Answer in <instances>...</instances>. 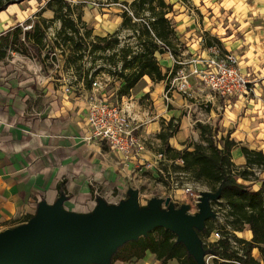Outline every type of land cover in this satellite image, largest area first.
Instances as JSON below:
<instances>
[{"label":"crops","instance_id":"0c3cea01","mask_svg":"<svg viewBox=\"0 0 264 264\" xmlns=\"http://www.w3.org/2000/svg\"><path fill=\"white\" fill-rule=\"evenodd\" d=\"M49 1L24 0L0 12V43L10 34L5 38L8 45L0 48V232L25 223L39 201L52 204L60 192L67 196L65 209L87 213L96 196L117 203L129 187L140 192V186L161 183L142 167V161H152L159 154L162 142L157 135L167 131L169 122L174 132L167 142L177 151L190 143H202L200 124L211 130L219 148L225 140L235 143L231 161L237 170L246 167L241 148L264 153V0H165L172 5L167 18L174 28L180 47L177 59L182 64L176 65L168 52L156 54L165 78L156 82L143 77L129 95L120 98L117 92L123 83L107 75L112 85L104 96L126 108L142 127L139 133L146 145L142 161H127L105 142L86 139L90 131L86 96L91 86L80 78L84 72L77 73L70 66L66 69L67 55L57 63L43 59L50 48L49 30L60 28L59 22H52L54 10L47 6ZM132 1L67 0L78 6L81 22L91 36L101 38L120 30V5ZM43 22L50 25L41 57L10 50L15 30L20 32L16 38L22 41L28 33L32 43L34 26L41 28ZM29 25L32 28L25 30ZM214 50L237 57L239 71L252 83L251 96L221 101L192 75L186 79L187 92L178 89V82H173L177 71L183 68L189 74L193 68H201ZM169 161L178 166L176 160ZM255 175L259 180L248 182L254 183V191L264 180V172ZM212 234L207 242L216 241ZM235 235L251 239L247 226ZM252 257L264 264L257 249ZM154 259L147 252L139 264H163Z\"/></svg>","mask_w":264,"mask_h":264},{"label":"trees","instance_id":"16d2710c","mask_svg":"<svg viewBox=\"0 0 264 264\" xmlns=\"http://www.w3.org/2000/svg\"><path fill=\"white\" fill-rule=\"evenodd\" d=\"M22 1L24 0H0V12L9 5ZM122 5L129 11H122L120 30L101 38L91 36L90 30L81 22L80 13L75 16L78 6H72L67 0H50L47 4L54 10L52 22L60 24L53 43L57 45L56 47L61 45L68 51L65 68L73 67L79 73L83 59L87 55L93 56L91 62H101L104 67L100 66L93 72L86 71L80 78L83 77L85 85L89 87L101 71L109 77H115L123 83L117 92L119 98L129 95L143 77L156 82L163 80L165 75L160 70L156 54L169 52L177 59L180 48L173 25L167 18L172 10L171 4L165 0H134L130 4ZM49 25L50 23L43 22L41 28L34 26L32 43H29L28 33H24L22 41L16 38V34L20 32L15 30L10 50L30 58L41 57L45 30ZM123 32L124 40H121ZM8 36L10 34L1 38L0 48L8 45V41H5ZM57 39L60 43H57ZM1 55L4 56L3 53ZM43 59H49L47 53ZM171 127L172 123L169 122L167 131H161L157 135L162 142L158 152L168 160H181L182 166L175 165L176 169L188 174L194 182L202 184L211 192H215L224 180L234 178L237 182L235 186L225 187L219 200L213 203L226 210L225 226L220 228L224 234L214 242L203 243V248L209 249L215 256L213 264H259L252 257L253 249L259 251L264 263V180L256 191L249 185L238 182L250 181L251 178L253 181L259 180L255 172H264V153L241 148L246 167L237 170L231 161L234 142L225 140L223 146L219 148L212 138L211 130L207 126L197 124L201 131L202 143H190L188 147H191V150L187 147L177 151L170 148L167 142L174 132ZM30 217L28 216L25 222ZM210 221H206L205 230L199 233L201 240L204 237L208 238L215 231ZM246 226L251 232L249 241L235 235L236 232H242ZM175 240L176 237L171 232L157 228L146 237L121 247L114 255L112 263L140 260L149 252L163 264L171 260L178 264H195L193 259L187 256L184 247Z\"/></svg>","mask_w":264,"mask_h":264},{"label":"water","instance_id":"95a60500","mask_svg":"<svg viewBox=\"0 0 264 264\" xmlns=\"http://www.w3.org/2000/svg\"><path fill=\"white\" fill-rule=\"evenodd\" d=\"M235 185L231 178L215 192H200L194 214L189 204L175 206L169 197L153 196L140 205L134 188L117 203L96 196L91 211L78 213L65 209L67 196L60 192L52 204L39 201L25 223L0 232V264H112L121 247L157 228L171 232L195 264H207L199 233L206 221L217 218L211 203L225 187Z\"/></svg>","mask_w":264,"mask_h":264},{"label":"built area","instance_id":"2783aa9c","mask_svg":"<svg viewBox=\"0 0 264 264\" xmlns=\"http://www.w3.org/2000/svg\"><path fill=\"white\" fill-rule=\"evenodd\" d=\"M121 8L129 11L124 5ZM31 28L32 26L29 25L25 30ZM51 31L49 30L48 39L55 41ZM174 63L176 65L182 64L175 58ZM188 75H192L201 86L209 90L215 97L225 101L234 98H248L252 94V83L239 71L237 57L232 53H221L214 50L204 60L201 68H193L189 74L180 68L173 82L177 81L178 89L184 93L187 92L186 79ZM103 79L105 80L103 81ZM109 79L107 75L96 76L91 83L90 92L86 96L88 103L86 121L90 129L86 139L105 142L110 149L120 153L127 161H139L146 151L145 142L139 133L140 125L127 112L126 108L117 103L109 102L104 96ZM175 162L178 166H182L181 160ZM171 164L172 162L162 154H157L152 161H144V159L142 161V167L152 171L154 177L165 184L169 193H173L169 195V198L175 206L189 204L196 211L200 192L194 191L189 184L179 185V183L174 182L170 175L169 166ZM177 175L181 178L185 173L179 172ZM212 235L215 240L220 238L217 232H213Z\"/></svg>","mask_w":264,"mask_h":264},{"label":"rangeland","instance_id":"374dc122","mask_svg":"<svg viewBox=\"0 0 264 264\" xmlns=\"http://www.w3.org/2000/svg\"><path fill=\"white\" fill-rule=\"evenodd\" d=\"M109 1V0H107ZM122 6V4L120 5ZM127 8V7H126ZM128 9V8H127ZM122 11H125V9H122ZM78 12L76 11L75 14H77ZM58 30H52L50 33L54 35V38H55V34ZM124 40V38H122ZM54 39H51V43L49 45V50H47V54L49 56V62H54V63H57V59H62L64 60V58L66 57L65 55H67V50L65 49V47H56L57 45H55L53 42ZM59 41V39H57ZM128 42V41H127ZM133 42V41H131ZM60 43V41H59ZM57 44V43H56ZM55 54V55H52L51 54ZM169 53V52H168ZM74 56H75V53H74ZM93 58V56H86L82 63L80 64V70L83 71V72H86V71H94V70H97L100 66H103V63L101 62H96V63H93L91 62V59ZM102 75H105V72H99V74L97 76H102ZM105 79H103L104 81ZM108 87L107 89H109L112 85V82L108 81ZM218 98V97H217ZM219 100L221 101H224L223 99H220L218 98ZM142 127L139 128V130H141ZM169 169H170V175H171V178L173 179L174 182H177L179 183V185H183V184H189L193 189L194 191L196 192H204V191H210L208 188H206L205 186H203L202 184L200 183H197V182H194L190 176L188 174L185 173L184 176H182L181 178H179V176L177 175L179 172L178 169H176L175 165H170L169 166ZM256 176V175H255ZM256 178L258 179L259 177L256 176ZM253 182V178H251L250 181H244V180H238V182L242 185H249L250 188L252 189V186L254 183H248V182ZM254 181H257V180H254ZM147 186H140L139 189H140V192H139V204L140 205H145L149 198L153 197V196H156V197H159V198H166V197H169V195L173 194V193H169L168 190H165V184L164 183H159V181H157V183H153V182H150L149 184H146ZM129 188H132V187H129ZM128 188V189H129ZM138 190V189H137ZM114 195V194H113ZM126 196L123 198L125 199ZM122 200V199H121ZM107 201V200H106ZM214 202L211 203V207H212V210L217 214V218L215 220H211L210 221V224H212V226L215 228V231L213 232H217L219 234V236H221V234H224L223 233V230L220 229L222 228L223 226H225V214H226V210L223 208V207H219L215 204H213ZM196 211L193 210V208L190 209V214H194ZM202 241L203 243H206L208 244L207 242V238H202ZM207 251V256L205 257V260H206V263L207 264H213V261L215 259V256H212L210 254V250L209 249H206ZM141 260V259H140ZM140 260H131L129 262H126V263H120V262H115V263H112V264H139L141 261ZM155 260V259H154ZM140 261V262H139Z\"/></svg>","mask_w":264,"mask_h":264}]
</instances>
